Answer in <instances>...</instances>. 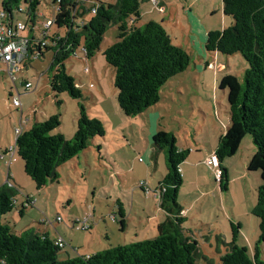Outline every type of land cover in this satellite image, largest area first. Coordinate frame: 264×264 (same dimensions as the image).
Wrapping results in <instances>:
<instances>
[{
	"label": "rangeland",
	"instance_id": "obj_1",
	"mask_svg": "<svg viewBox=\"0 0 264 264\" xmlns=\"http://www.w3.org/2000/svg\"><path fill=\"white\" fill-rule=\"evenodd\" d=\"M39 1L34 31L31 30L27 4L22 2V12L15 11L13 14L15 23L21 21L27 25L22 35L27 37L33 34L37 40L43 36L41 31L45 23L53 19L55 6L53 0ZM220 2L169 0L173 9L180 8L184 19L186 15H192L193 25L198 32L197 19L201 18L205 20L203 24L212 31L232 25L233 18L224 14ZM211 6L216 11L206 17L205 13ZM140 15L139 26L151 21L163 23L168 17L160 12L152 0L141 3ZM186 25L190 26L191 23L186 22ZM186 25H169L166 30L173 44L190 50L196 63L200 64L199 53L205 52L209 33L202 39L199 37L202 36L201 32L200 35H194L197 45L189 46L184 35ZM57 31L55 27L50 29L48 42H51ZM117 33L116 26L105 33L100 49L93 58L86 60L80 47L76 55L66 61L68 74L84 88L83 100L52 91L51 73L48 70L53 59L52 51L44 50L39 58L30 55L25 61L26 69L15 74V80L0 60V152L4 154V158H0V184L7 183L10 177L9 184L15 191V207L2 217V222L10 224L15 233L30 228L49 229L52 238H63L65 242L66 248H62L59 254L63 260L90 256L116 246L157 237V225L163 221L158 206V186L166 174L167 164L166 154L155 151L152 137L164 131L175 135L179 149L190 151V148L196 149L198 146L203 157L209 155L202 161L204 164H200L201 174L209 182L196 184V172L188 169L178 195V203L188 212L184 232L198 242L200 264H221V257L232 242V223L241 225L238 246L246 247L253 254L260 229L259 218L253 215L252 210L257 204L262 178L260 171H248V164L256 152V146L252 136L247 134L237 154L225 161L229 182L227 189L223 190L207 162L213 156L219 138L226 134L222 133L225 127L221 126V122L214 125L215 118L211 117L209 104L205 102L207 94L213 96V104L221 112L223 122L229 124L228 89H222L220 83L226 75L238 76L242 80L249 67L247 61L241 54L222 55L225 63L229 60V67L225 70L213 63L215 65L209 67L212 71H203L204 64L201 65L202 71L198 70L192 63L184 74L170 80L162 89L161 100L157 105L131 120L119 107L118 90L114 84L115 72L103 55L117 41ZM224 70L228 73H224ZM201 78L206 83L200 81ZM98 80L103 84L104 93ZM23 81L31 82L35 90L26 92ZM91 88L98 94L91 97V92H87ZM10 93L20 99L21 107L12 104ZM80 103L85 105L90 118L101 119L106 134L104 137H95L87 149L59 166L57 181L39 190L25 173L24 162L17 151L11 150L15 147L17 130L31 126L35 115L39 122L52 115H60L61 125L53 134L60 133L71 140L77 132ZM9 150L12 152L7 153ZM202 153L195 150L189 152L188 157L199 159ZM155 161L158 170L154 171L152 167ZM188 162L189 158L183 165ZM119 202L126 214L125 230L120 223ZM58 216L63 219L60 223L56 222ZM74 220L87 223L89 229H71Z\"/></svg>",
	"mask_w": 264,
	"mask_h": 264
},
{
	"label": "trees",
	"instance_id": "obj_2",
	"mask_svg": "<svg viewBox=\"0 0 264 264\" xmlns=\"http://www.w3.org/2000/svg\"><path fill=\"white\" fill-rule=\"evenodd\" d=\"M147 1L53 0L59 6L53 22L58 30L55 38L43 48L29 50V57L38 58L44 50L53 52L48 69L52 91L67 93L73 99H84L82 88L68 74L65 63L80 47L86 60L93 58L105 33L116 26L117 41L103 55L115 72L120 109L131 119L157 105L162 88L184 73L192 58L185 49L173 44L162 23L151 21L138 25L141 3ZM22 2L28 5V15L33 23L39 0H1V11L11 20L15 11L22 12ZM222 4L224 14L232 17L233 23L223 30L209 32L206 50L226 56L241 54L249 67L242 80L226 75L220 83L222 89H228L230 122L214 152L222 170L219 184L223 190L227 189L228 170L224 163L237 154L242 140L250 134L256 152L250 159L248 171H260L262 185L252 210L259 218L260 229L253 254L246 247L238 246L241 225L232 223V242L221 257V264H264V0H222ZM60 30L64 31L63 36L59 34ZM60 125V115H52L43 122H35L27 130L23 128L15 140L24 171L39 190L57 181L59 166L87 149L95 137L106 134L105 124L99 118H90L83 103L79 104L77 132L73 139L67 140L60 133L53 134ZM152 143L166 154L167 164V173L158 187L160 208L167 215L157 226V237L63 260L59 254L64 247L59 246L58 239L53 240L47 233L34 228L15 233L8 223L2 222V217L15 207V191L8 177L7 183L0 184V264H200L198 242L184 232L187 218L182 215L183 207L178 203L183 185L181 165L190 151L179 149L171 132L153 135ZM120 215L124 229L122 208Z\"/></svg>",
	"mask_w": 264,
	"mask_h": 264
},
{
	"label": "crops",
	"instance_id": "obj_3",
	"mask_svg": "<svg viewBox=\"0 0 264 264\" xmlns=\"http://www.w3.org/2000/svg\"><path fill=\"white\" fill-rule=\"evenodd\" d=\"M160 1V3H161V6H163V8H164V11L162 12V13H164L166 16H168L167 18H166V20L162 23L163 24V26H164V28L165 29H167V27L170 25V26H173L174 24H175V26H183V25H186V22H189V23H191V25L190 26H187L186 25V27H185V29H184V35H185V37H187V39H188V44H189V46L190 45H197V43H196V38L194 37V35H200V32L202 33V36L200 35L199 37H200V39H202L203 38V36L204 37H206V35H207V33H209L210 31H212V30H209V28H207L203 23H204V18H201L200 20L199 19H197V23H198V26H199V32L197 31V30H195V27H194V25H193V19H192V15H186V19H184L185 17H182V15H181V10H180V8H178V7H175V9H173V7L170 5V3H169V0H159ZM213 3V2H212ZM220 4V7H221V9L223 10V4H222V0H221V2L219 3ZM184 9V8H183ZM191 9V8H190ZM184 11L185 12H187V10H186V8L184 9ZM215 11H216V9L213 7V6H211L210 7V9L205 13V15H206V17H208L209 15H212L213 13H215ZM195 12H196V14L197 15H199V13H198V10H195ZM200 16V15H199ZM14 18V17H13ZM37 18H38V14H37ZM35 19V21L32 23V25H31V27H32V31H34V29H35V27H36V25H37V21H38V19ZM14 20H15V18H14ZM182 20V21H181ZM181 21V22H180ZM19 22H21V21H19ZM188 28H189V31H188ZM167 31V30H166ZM168 32V31H167ZM59 34L61 35V36H63L64 35V31L63 32H59ZM27 37H30V38H35L34 37V35L33 34H30L29 36H27ZM53 38H55V35H54V37ZM52 38V39H53ZM193 42V43H192ZM206 42V41H205ZM202 45H203V42H202ZM179 47H182L183 49H185L189 54H190V56H191V58H192V63H193V66L195 67V68H197L198 70H200L201 69V65L202 64H204V68L205 69H203V71L204 70H206V69H208V71H212L209 67L212 65V67L215 65V64H213V63H216L217 65H220L223 69H225L226 70V68H228L229 67V60L227 59L226 60V63L224 62L225 60L224 59H222L221 58V56L223 55V54H220V53H218V52H209V51H207L206 49H205V52L204 53H202L201 51H200V55H199V58H200V64H197L196 63V61L194 60V56H193V54L190 52V50H188V49H186L184 46H181V45H179ZM191 63V64H192ZM92 66H93V71L95 72V66H94V62H92ZM191 66V65H190ZM190 66H189V68H190ZM188 68V69H189ZM187 69V70H188ZM186 70V71H187ZM224 70V71H225ZM185 71V72H186ZM201 71H202V69H201ZM184 72V73H185ZM184 73H182V74H184ZM224 73H228V72H224ZM182 74H180V75H182ZM179 75V76H180ZM96 76H97V79H98V75L96 74ZM178 77V76H177ZM177 77H175V78H177ZM217 77L219 78V74H217ZM238 77V76H237ZM174 78V79H175ZM217 78V79H218ZM200 81H204V83H206V81L205 80H203L202 78L200 79ZM94 83V82H93ZM92 83V84H93ZM169 83V82H168ZM167 83V84H168ZM98 84H99V86H100V88H101V91L104 93V87H103V84L101 83V81L100 80H98ZM166 84V85H167ZM77 85L78 86H80L82 89H84L83 88V86H82V84H78L77 83ZM165 85V86H166ZM164 86V87H165ZM163 87V88H164ZM216 87H217V85L215 86V90H216ZM162 88V89H163ZM87 91V90H86ZM88 93L89 92H91V93H89V95H91V97H93V95H95V93L96 94H98L97 92H96V90H92V88L90 89V90H88L87 91ZM161 92H162V90H161ZM216 98V96L214 97V99ZM206 99L207 100H205V102L206 103H208L209 104V111H210V114H211V117L212 116H214V118H215V122H214V125L216 126V125H218V123L219 122H221V126L223 127H225V130L223 131L222 130V133H226V131L228 130V127H229V124H226V123H224L223 122V120H222V118H221V112L220 111H218V109H217V106L216 105H214L213 104V96H211V95H206ZM218 106H219V104H218ZM204 114H206L205 112H203ZM206 117V116H205ZM131 120H133V119H131ZM29 122V121H28ZM35 122H39L38 121V119H37V117H36V115H35V120H34V122H33V124L35 123ZM32 124V125H33ZM27 125V123L25 124V126ZM31 125V126H32ZM31 126H29L28 128H25L24 126H23V128H24V130H27V129H29ZM227 127V128H226ZM224 129V128H223ZM220 139V138H219ZM219 142V141H218ZM154 146V145H153ZM201 148H198V146H197V148L196 149H192V148H190V152H193V151H195V150H197V152L198 153H202V151L200 150ZM215 150H216V148H215ZM215 150H214V152H215ZM155 151H160V150H157L156 148H155ZM213 152V153H214ZM204 155H203V153H202V156L198 159V158H192L191 156L190 157H188L189 158V161L190 162H188V163H186L185 165H181V173H182V177H184L185 178V176H186V174H187V171H188V169H191L192 171H194V172H196V175H195V177H196V184H200V183H206L207 181L209 182V180H207L204 176H202V174H201V170H200V168H201V163L202 164H204L203 162L206 160V158H208L209 157V155H207L206 157H203ZM187 158V159H188ZM153 159V158H152ZM203 161V162H202ZM186 166H188V167H186ZM153 169H154V171L155 170H158V163L155 161L154 162V165H153V167H152ZM166 173H167V171H166ZM166 175V174H165ZM165 175H164V177H165ZM163 177V178H164ZM162 178V179H163ZM162 180H160V182H161ZM206 181V182H205ZM159 182V183H160ZM183 183H184V181H183ZM159 187V186H158ZM181 190V189H180ZM30 201L31 200H29L28 201V204H30ZM181 205V204H180ZM122 204L119 202V209L120 208H122ZM158 206H159V209H160V211L162 212V214H163V221L165 220V218H166V213L164 212V211H162L161 210V208H160V201L158 202ZM182 206V205H181ZM183 207V206H182ZM23 208H25V207H23ZM122 211L124 212V214H125V210H124V207L122 208ZM182 215L184 216V217H188V212H187V209H185L184 207H183V211H182ZM126 214H125V218H124V221H125V227L127 226V223H126ZM74 221H77V220H74ZM73 221V222H74ZM162 221V222H163ZM73 222L71 223V225H70V228L71 229H73L74 228V224H73ZM162 222H160V223H162ZM159 223V224H160ZM158 224V225H159ZM10 225V224H9ZM157 225V226H158ZM40 227L42 226V225H39ZM125 227H124V229L123 230H125ZM70 228H68V229H70ZM40 232H42V233H47L49 236H50V238L51 239H53V240H56V239H58V237H56V238H52L51 237V233H50V230L48 229V230H43V229H38ZM74 230V229H73ZM56 231L58 232V230L56 229ZM62 237V236H61ZM64 248H66V246L64 247ZM67 255H68V253H67ZM70 258V257H69Z\"/></svg>",
	"mask_w": 264,
	"mask_h": 264
},
{
	"label": "built area",
	"instance_id": "obj_4",
	"mask_svg": "<svg viewBox=\"0 0 264 264\" xmlns=\"http://www.w3.org/2000/svg\"><path fill=\"white\" fill-rule=\"evenodd\" d=\"M155 6L160 10L164 11L163 6L159 0H152ZM59 6L56 4L53 8V19L45 23L44 30L41 31L43 34L42 38L37 40L36 38L25 37L22 33L26 30L27 25L23 22H14V18L11 20L6 17V15L0 10V60L5 64L8 74H10L15 80V74L26 69L25 61L29 57V50L33 49L34 51L37 48H43L46 45L50 44L47 40L48 32L52 27H54V15L58 11ZM22 10V9H21ZM57 38V37H56ZM52 40V39H51ZM36 53V52H35ZM36 57V56H34ZM37 58V57H36ZM212 66V65H211ZM23 85L26 89V92H31L33 89V84L31 82H24ZM19 94V92H18ZM20 96V94H19ZM12 104L19 108L21 107V101L17 97L12 95ZM23 131V128L17 130V136ZM12 151L16 150V147L11 148ZM9 150V153L12 151ZM0 158H4V154L0 152ZM209 167L214 170L216 180L219 182L222 178V170L220 169L219 161L215 153L208 160ZM63 219L61 216L56 218V222L60 223ZM74 228H81L83 230L89 229L87 223H82L81 221H74ZM59 246L65 247V242L63 238H58Z\"/></svg>",
	"mask_w": 264,
	"mask_h": 264
}]
</instances>
